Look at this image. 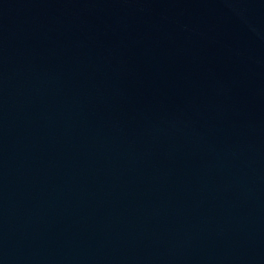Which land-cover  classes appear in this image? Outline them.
I'll return each mask as SVG.
<instances>
[{
	"label": "water",
	"instance_id": "95a60500",
	"mask_svg": "<svg viewBox=\"0 0 264 264\" xmlns=\"http://www.w3.org/2000/svg\"><path fill=\"white\" fill-rule=\"evenodd\" d=\"M0 264H264V0H0Z\"/></svg>",
	"mask_w": 264,
	"mask_h": 264
}]
</instances>
